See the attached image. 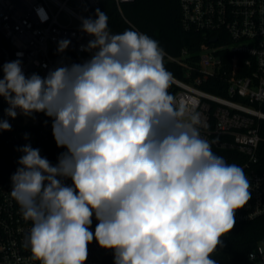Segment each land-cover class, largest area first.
<instances>
[{
  "label": "clouds",
  "instance_id": "1",
  "mask_svg": "<svg viewBox=\"0 0 264 264\" xmlns=\"http://www.w3.org/2000/svg\"><path fill=\"white\" fill-rule=\"evenodd\" d=\"M80 30L91 37L82 63L61 60L43 77L20 59L2 65L4 114L43 113L65 149L56 165L31 144L17 149L10 196L32 224L23 246L40 264H85L93 240L114 264H217L212 254L251 198L244 169L213 153L199 113L177 106L157 40L111 33L99 8ZM70 44L59 40L57 52ZM11 127L0 119V131Z\"/></svg>",
  "mask_w": 264,
  "mask_h": 264
},
{
  "label": "built area",
  "instance_id": "2",
  "mask_svg": "<svg viewBox=\"0 0 264 264\" xmlns=\"http://www.w3.org/2000/svg\"><path fill=\"white\" fill-rule=\"evenodd\" d=\"M104 1L0 0V70L4 63L20 59L26 75L35 72L43 77L61 60L82 63L89 59L91 53L81 51V45L91 39L80 30L81 17L94 19V10ZM112 1L124 17L122 6L134 0ZM38 8L46 12V21L40 20ZM180 9L183 29L203 34L204 41L197 55L186 48L178 56L164 50V67L173 76L168 91L189 115H201L206 126L200 127V134L210 142L213 153L244 169L251 198L236 212L235 225L264 221V164L260 157L264 142V0H180ZM61 39L71 41L62 54L57 52ZM206 84L225 95L206 90ZM1 104L8 107L2 97ZM51 124V118L35 113L13 125L9 159L17 162L22 155L17 149L31 144L56 165L65 149L57 147ZM65 183L70 185L71 180ZM11 189L12 182L0 180V264H40L23 246L32 224L23 218L10 196ZM96 224L93 217V232ZM228 235L222 236L226 245L212 255L225 250ZM250 254L255 258L249 260ZM85 264H114V254L93 240ZM240 264H264V239Z\"/></svg>",
  "mask_w": 264,
  "mask_h": 264
},
{
  "label": "trees",
  "instance_id": "3",
  "mask_svg": "<svg viewBox=\"0 0 264 264\" xmlns=\"http://www.w3.org/2000/svg\"><path fill=\"white\" fill-rule=\"evenodd\" d=\"M99 9L106 12L108 16V27L111 33L120 34L125 30H135L133 28L135 27L139 32L157 40L161 48L174 56L180 55L185 48L195 55L200 51L204 41L203 34L183 29L180 0H134L122 6L125 18L112 0L104 1ZM93 13L95 19V10ZM0 78H2L1 70ZM217 81L215 80L216 83ZM203 87L216 94L225 95L217 91L212 84H206ZM4 110L5 107L1 104L0 119L8 120ZM14 129L11 127L10 131H0V180L5 179L10 182L11 176L19 167L17 162L8 157L11 152L8 138ZM261 135L264 137V122ZM260 157L264 164V142L261 144ZM262 239H264V221L234 225L232 231L229 232L225 250L212 255L211 258L216 260L217 264H227L229 261L232 264H240L246 260L249 251Z\"/></svg>",
  "mask_w": 264,
  "mask_h": 264
},
{
  "label": "rangeland",
  "instance_id": "4",
  "mask_svg": "<svg viewBox=\"0 0 264 264\" xmlns=\"http://www.w3.org/2000/svg\"><path fill=\"white\" fill-rule=\"evenodd\" d=\"M80 12L83 13L82 11ZM0 60H1V55H0ZM9 119H10L9 123L11 124V126H13V125H20L22 123V120L24 119L26 121L28 117H25L22 114H18V116L15 119H11V118Z\"/></svg>",
  "mask_w": 264,
  "mask_h": 264
},
{
  "label": "water",
  "instance_id": "5",
  "mask_svg": "<svg viewBox=\"0 0 264 264\" xmlns=\"http://www.w3.org/2000/svg\"><path fill=\"white\" fill-rule=\"evenodd\" d=\"M227 243V239L225 237H221V246H218L217 250L224 247Z\"/></svg>",
  "mask_w": 264,
  "mask_h": 264
}]
</instances>
